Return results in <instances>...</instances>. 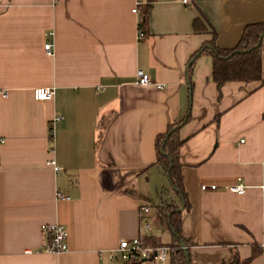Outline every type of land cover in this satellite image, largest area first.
I'll return each mask as SVG.
<instances>
[{"label":"crops","instance_id":"obj_1","mask_svg":"<svg viewBox=\"0 0 264 264\" xmlns=\"http://www.w3.org/2000/svg\"><path fill=\"white\" fill-rule=\"evenodd\" d=\"M140 3L149 9L144 38ZM198 16L230 48L264 20V0H0V264H119L111 254L140 234L143 206L150 235L170 232L156 222L159 208L183 202L156 140L189 108L180 130L189 264H264V82L229 81L219 94L204 53L191 88V57L212 38L195 29ZM140 69L159 85L137 84ZM39 86L54 97L36 99ZM239 179L244 193L227 189ZM204 182L219 188L203 191ZM56 222L68 249L36 252L47 242L42 225Z\"/></svg>","mask_w":264,"mask_h":264},{"label":"trees","instance_id":"obj_2","mask_svg":"<svg viewBox=\"0 0 264 264\" xmlns=\"http://www.w3.org/2000/svg\"><path fill=\"white\" fill-rule=\"evenodd\" d=\"M140 19L138 23L139 30L142 31L144 37L148 35L149 9L148 4L140 3ZM205 18V16L203 15ZM203 17L198 16L194 19V27L201 32H208L203 22ZM212 38L204 43L191 57L189 65L190 87H193V67L195 60L200 55L207 53L212 57V77L217 83L219 94H221L222 86L229 81H253L258 80L264 82L262 74V44L264 42V20L248 23L243 30V34L238 44L234 47L224 48L217 44V31L214 27L209 31ZM219 117V116H218ZM191 118V108L188 113L169 125L168 129L159 134L156 140L157 161L167 173L169 185L181 197L184 209H190V201L184 186L182 176V162L180 157V148L183 139L180 135L182 126ZM52 130V128H51ZM53 131V130H52ZM50 133L51 140L53 133ZM160 219L157 223L163 222L167 224L171 232V240L163 242L159 237L154 235L146 236V241L153 246H167L169 248V264H189L185 255L183 244L187 249L192 244L184 234L182 229L183 210L180 205L169 203L160 206ZM261 250L256 246V251ZM262 251V250H261ZM119 264H143V260L135 262H121ZM236 264V263H233Z\"/></svg>","mask_w":264,"mask_h":264},{"label":"built area","instance_id":"obj_3","mask_svg":"<svg viewBox=\"0 0 264 264\" xmlns=\"http://www.w3.org/2000/svg\"><path fill=\"white\" fill-rule=\"evenodd\" d=\"M188 3L189 0H183ZM134 12H137L140 16L139 5L134 6ZM140 19V18H139ZM139 37L144 38V34L139 30ZM54 47L53 41H48L44 48L48 53H51ZM136 83L140 85H155L156 82L151 76L143 70L136 72ZM0 93L7 95L8 91L0 89ZM55 90L49 86H39L34 89V96L38 100H50L54 97ZM62 119V116H57L55 122ZM54 165L55 169L59 171L62 166L56 161L50 162ZM248 184L242 179L237 180L235 183L229 184L227 189L232 192L242 194L246 191ZM201 190H216L219 188L217 183L204 182L200 186ZM151 208L149 206H143L140 209L141 216V232L139 235L132 238H122L115 251L111 254V258L116 259L118 262H135L137 260H159L161 262H168L169 259V248L167 246H153L146 241V236L150 235L151 231L155 227V223L150 217ZM1 216V207H0ZM43 231L46 233L47 242L39 249L33 250L28 248L25 250L26 253L36 252H48V253H60L68 249V237L69 232L65 224L62 223H44L42 225ZM262 258L264 260V246H262Z\"/></svg>","mask_w":264,"mask_h":264},{"label":"rangeland","instance_id":"obj_4","mask_svg":"<svg viewBox=\"0 0 264 264\" xmlns=\"http://www.w3.org/2000/svg\"><path fill=\"white\" fill-rule=\"evenodd\" d=\"M156 233L159 234V235H161V236H160V240H161V241H164V240L168 239L167 236L170 235V232H169V231H162V230H160V229H157V230H156ZM169 238H170V237H169ZM118 263H120V262H118Z\"/></svg>","mask_w":264,"mask_h":264},{"label":"water","instance_id":"obj_5","mask_svg":"<svg viewBox=\"0 0 264 264\" xmlns=\"http://www.w3.org/2000/svg\"><path fill=\"white\" fill-rule=\"evenodd\" d=\"M180 210H181V211L184 210V204L180 207ZM183 247H184V249H185V255H186V257H187V260L189 261V252H188V249H187V246H186L185 243L183 244Z\"/></svg>","mask_w":264,"mask_h":264}]
</instances>
